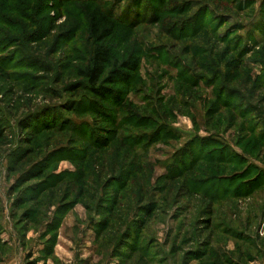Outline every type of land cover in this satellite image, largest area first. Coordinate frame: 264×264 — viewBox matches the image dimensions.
Returning <instances> with one entry per match:
<instances>
[{
    "label": "rangeland",
    "instance_id": "1",
    "mask_svg": "<svg viewBox=\"0 0 264 264\" xmlns=\"http://www.w3.org/2000/svg\"><path fill=\"white\" fill-rule=\"evenodd\" d=\"M97 10L142 61L107 98ZM27 257L264 264V0H0V264Z\"/></svg>",
    "mask_w": 264,
    "mask_h": 264
},
{
    "label": "trees",
    "instance_id": "2",
    "mask_svg": "<svg viewBox=\"0 0 264 264\" xmlns=\"http://www.w3.org/2000/svg\"><path fill=\"white\" fill-rule=\"evenodd\" d=\"M89 25L90 36L93 39V47L85 66L79 69L78 74L83 80L81 85L84 89L88 90L97 98H107L108 96L116 94L111 86L119 83H130L134 75L140 71L142 61L140 55L135 53L122 59L113 58L112 50L106 44V40L114 34L116 23L112 20L110 21L107 16L100 13L99 10H97L95 14L92 13L90 15ZM214 107H216L215 103ZM227 107H229V105H227ZM214 114L216 115L218 113L215 112ZM232 118L233 117L229 116L226 112L223 117L227 123L226 128L230 126L229 122ZM115 123H117V121ZM154 136L153 134L150 135L147 142H151ZM203 139L206 140L207 138ZM217 179L218 178H215L214 180ZM113 203L114 210L118 206V200H114ZM30 258L31 257H27L26 264H38L36 260L30 261Z\"/></svg>",
    "mask_w": 264,
    "mask_h": 264
}]
</instances>
